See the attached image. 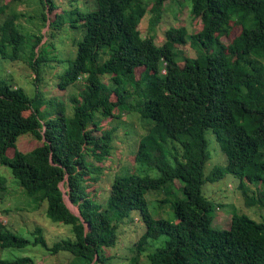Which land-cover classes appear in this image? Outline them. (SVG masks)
Masks as SVG:
<instances>
[{"label":"trees","instance_id":"trees-1","mask_svg":"<svg viewBox=\"0 0 264 264\" xmlns=\"http://www.w3.org/2000/svg\"><path fill=\"white\" fill-rule=\"evenodd\" d=\"M93 1L94 10H72L79 26L72 28L82 30V40L73 42L74 59L55 75L59 90L74 89L68 112L58 108L42 119L37 110L42 99L0 80V167L9 169L12 182L31 199L28 212L44 210L51 223L70 233L57 235L64 239L49 245L39 225L23 237L0 220L2 255L40 247L51 256L66 252L81 258L82 264H264V223L236 211L227 229H216V205L201 194L205 182L231 175L240 181L246 207L256 201L243 189L244 180L258 184L257 199L264 207V0H176L190 5L197 30L189 34L185 27H170L161 45L154 30L166 0ZM38 3L44 11L40 18L49 22L45 41L42 34H23L18 15L0 4V57L12 61L28 53L26 61L41 81L42 63L59 64L54 39L66 12L50 19L46 14L56 8L54 0ZM148 13L147 36H142L139 25ZM233 32L225 44L222 38ZM28 42L33 43L29 49ZM188 44L194 57L181 47ZM124 113L137 116L144 134L131 164L113 174L101 199L95 188L118 139L117 127L108 129L102 122L112 123ZM207 131L225 161L205 177ZM129 133L123 134L125 141ZM22 135L39 146L18 150ZM7 183L0 174V193ZM149 193L160 194L157 203L172 220L150 211ZM127 224L139 227L137 239L127 242L126 254H111ZM0 264L33 261L22 256Z\"/></svg>","mask_w":264,"mask_h":264},{"label":"rangeland","instance_id":"rangeland-1","mask_svg":"<svg viewBox=\"0 0 264 264\" xmlns=\"http://www.w3.org/2000/svg\"><path fill=\"white\" fill-rule=\"evenodd\" d=\"M172 2L173 4L170 5V1L168 4L166 0L164 7L162 6V11L164 10V12L161 15V22L156 27V30H154L155 42L157 45H161L164 42V33L170 27H186L189 34L197 30L194 21L191 20L189 15L190 5L185 2L177 5L176 0ZM0 4L8 5L9 9L7 13L13 12L18 15L17 25L23 34H42L44 36L43 41L49 39V22H43L40 18V13H42L43 10L38 0H26L24 3H10L9 0H0ZM54 4L56 8L48 13V15L46 14L48 18L53 19L55 14L61 13L62 10L66 12L64 24L61 25L60 31L55 33L56 35L54 34V40L57 42L54 46L55 56L59 61L58 65L53 61L46 64L42 63L39 69L41 81H38L32 72V68L26 61L27 59L25 56H28V53H22L16 60L12 61L4 60L0 57V80L5 81L8 85H12L13 87L21 88L24 93L31 98L38 96V99H42V103L37 106L38 113L42 119L57 112L58 108L66 107L67 112L69 108H71L69 95L74 92V89L70 86L64 91L59 90L55 75L56 73H61L63 69H66L68 60L74 59L76 47L73 45V42L82 40V30L72 28V26L79 27L78 25H74L75 22H73L72 19H74L75 16L71 14L72 10L77 9L80 13H86L96 8L93 0H54ZM150 16L151 14L148 13L139 25L142 36H147ZM2 19L3 17L0 18V23ZM52 28L53 31L51 35H53L55 29L53 26ZM234 34H236V32L231 33L228 37L222 38V41L228 44L235 36ZM30 45H33V43L28 42V49ZM184 46L181 45L186 55L194 57L195 53L190 45ZM47 49H49V47L46 45L45 50ZM72 52L73 54L71 56L70 53ZM139 72V70L136 71L137 76ZM109 122L110 120L104 121L102 125L107 126L108 129L111 126H116L118 130V139L114 143L115 150L111 155L110 162L106 164L107 170L103 172L102 178L95 188L101 199H104L106 196L104 191L108 190L114 179L113 174L121 170L122 166L131 164L134 152L136 151L137 141L139 137L144 134V130L137 116L132 113H124L119 119L113 120L112 123ZM124 133H129L126 141L123 136ZM205 138L208 141L207 151L209 153V159L204 169V176L206 177L212 168L218 166L223 167L225 156L215 136L210 131L206 132ZM38 146L39 142L29 135L20 136L16 142V148L22 152L31 151ZM0 174L8 182V189L4 193H0V219L6 222L7 226L10 227V231L27 237L28 231L33 229L34 226L39 225L42 227L43 236L49 245L70 235V233L62 229L61 226H55L56 224L51 223L45 217L44 210L39 209L37 213L34 214L32 211L28 212L27 209H32L34 205H32L31 199L24 193V190H20L16 184L12 182L9 169L0 167ZM242 182L244 183L243 189L249 191L248 196L255 198L256 205L253 207H246L244 198L239 190L240 181L238 178L226 175L215 182H205L202 185V196L216 205L215 211L212 213V225L214 228L227 229L230 224L231 215L236 211L248 216L256 222L264 223V207L257 199V192L260 190L258 184L249 183L246 180ZM174 186L176 189L180 188L177 181L174 182ZM9 188L14 189V191L9 190ZM176 189L175 191H177ZM160 198V194L157 193L147 194V199L150 204H148V208L151 212L160 213L164 218L172 220V213L169 210H167L166 215H164L162 209H160L157 203ZM64 202L72 213H78L76 207L71 205L66 197H64ZM18 208L25 210L19 213V215L16 214V212L10 213L9 216L2 213L4 209L14 211ZM120 232L122 233L121 240L118 242L116 248L111 250V254H113V252H117L119 255L126 254L127 242L135 241L140 230L135 224H127L121 227ZM57 235L64 238L57 237ZM13 252L15 253L14 255H9L7 253H3L2 255L0 250V259L9 261L16 257L28 256L32 259L33 264H82L81 258L73 257L66 252H60L57 255L51 256L40 247H29V250H14Z\"/></svg>","mask_w":264,"mask_h":264},{"label":"clouds","instance_id":"clouds-1","mask_svg":"<svg viewBox=\"0 0 264 264\" xmlns=\"http://www.w3.org/2000/svg\"><path fill=\"white\" fill-rule=\"evenodd\" d=\"M189 8H190V6H189ZM189 15H190V13H189ZM157 26H158V25H157ZM157 26H156V27H157ZM182 27H183V26H182ZM185 28H186V27H185ZM155 30H156V28H155ZM73 214H74V213H73ZM75 215H76V214H75ZM0 220H1V219H0Z\"/></svg>","mask_w":264,"mask_h":264}]
</instances>
